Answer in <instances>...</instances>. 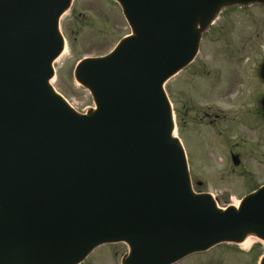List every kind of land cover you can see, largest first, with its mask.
<instances>
[{
  "label": "water",
  "instance_id": "1",
  "mask_svg": "<svg viewBox=\"0 0 264 264\" xmlns=\"http://www.w3.org/2000/svg\"><path fill=\"white\" fill-rule=\"evenodd\" d=\"M116 1L132 34L77 64L96 107L81 113L51 84L73 0H0V264H79L119 241L121 264H173L264 240V185L226 209L194 191L164 87L222 9L264 0Z\"/></svg>",
  "mask_w": 264,
  "mask_h": 264
},
{
  "label": "rangeland",
  "instance_id": "2",
  "mask_svg": "<svg viewBox=\"0 0 264 264\" xmlns=\"http://www.w3.org/2000/svg\"><path fill=\"white\" fill-rule=\"evenodd\" d=\"M60 27L67 58L55 61L52 83L84 113L95 104L74 77L78 61L109 53L131 29L114 0H74ZM263 59L264 3L227 7L205 31L194 64L165 85L194 185L204 180L200 189L213 193L221 206L238 203L264 183V118L258 105L264 93L258 74ZM230 151L239 155V165ZM127 251L123 242L101 245L81 264H121ZM263 253V241L223 243L175 264H258Z\"/></svg>",
  "mask_w": 264,
  "mask_h": 264
},
{
  "label": "bare ground",
  "instance_id": "3",
  "mask_svg": "<svg viewBox=\"0 0 264 264\" xmlns=\"http://www.w3.org/2000/svg\"><path fill=\"white\" fill-rule=\"evenodd\" d=\"M67 56H66V50H64L62 52V54L57 58V62L60 61V60H64L66 59ZM257 241V237L255 236H252V235H249L247 236V238L244 240V242L242 243V245L244 246H247V245H250L251 243H254Z\"/></svg>",
  "mask_w": 264,
  "mask_h": 264
},
{
  "label": "flooded vegetation",
  "instance_id": "4",
  "mask_svg": "<svg viewBox=\"0 0 264 264\" xmlns=\"http://www.w3.org/2000/svg\"><path fill=\"white\" fill-rule=\"evenodd\" d=\"M208 115H209V114H208ZM215 117H216V118H214V119H213L212 117L210 118V119H211V122L215 121V120L217 119L218 115L216 114ZM233 153H234V152H231V151H230V155H232ZM204 183H205L204 180H199V181H197V185H198L199 187H200V186H203ZM252 184H253V183H252ZM252 184H250V185H252ZM222 196L228 201V198H226V196H225L224 194H222ZM227 204H235V202H229V201H228Z\"/></svg>",
  "mask_w": 264,
  "mask_h": 264
}]
</instances>
